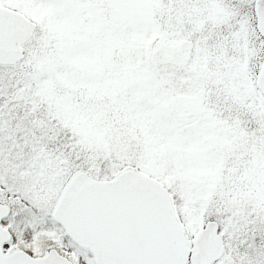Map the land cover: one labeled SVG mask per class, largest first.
Here are the masks:
<instances>
[{
  "label": "snow or ice",
  "instance_id": "snow-or-ice-1",
  "mask_svg": "<svg viewBox=\"0 0 264 264\" xmlns=\"http://www.w3.org/2000/svg\"><path fill=\"white\" fill-rule=\"evenodd\" d=\"M0 264H264V0H0Z\"/></svg>",
  "mask_w": 264,
  "mask_h": 264
}]
</instances>
